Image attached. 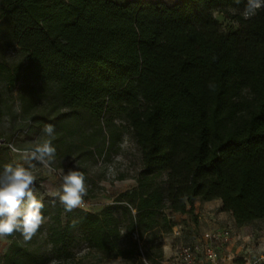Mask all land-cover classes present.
Masks as SVG:
<instances>
[{
  "label": "rangeland",
  "instance_id": "rangeland-1",
  "mask_svg": "<svg viewBox=\"0 0 264 264\" xmlns=\"http://www.w3.org/2000/svg\"><path fill=\"white\" fill-rule=\"evenodd\" d=\"M186 1L140 0L136 9L159 6H148L143 22L132 14L133 43L113 38L116 56L136 64L120 72L118 63L100 60L94 69L76 59L83 52L112 60L98 33L84 30L66 48L68 3L0 0V170L34 165L45 205L31 240L0 237V264H163L211 226L228 231L232 264H264V142H247L264 129V108L262 119L245 123L264 101V8L246 19L248 0ZM176 7L170 22L161 8ZM143 24L158 37L144 41ZM180 48L191 58L181 69L184 60L171 57ZM202 51L214 65L197 58ZM243 62L260 70L243 71ZM154 82L167 94L151 95ZM166 95L175 110L164 107ZM49 124L54 139L43 132ZM46 139L56 149L52 171L25 157ZM229 140L237 144L220 148ZM69 169L85 174L87 196L66 212L49 193Z\"/></svg>",
  "mask_w": 264,
  "mask_h": 264
},
{
  "label": "trees",
  "instance_id": "trees-1",
  "mask_svg": "<svg viewBox=\"0 0 264 264\" xmlns=\"http://www.w3.org/2000/svg\"><path fill=\"white\" fill-rule=\"evenodd\" d=\"M43 1H47V0H43ZM198 1L199 0H191L194 6L198 5ZM64 2L70 5V8L66 10L65 12L69 17L63 18L62 20L63 35L61 38H63L64 43L67 45L66 48H68V46L69 47L78 46L79 42L81 41L83 37L84 30L88 29L91 31V33H98V44L100 45L102 49H105L109 54L112 55V58H111L112 60L108 61L106 60V58H103L101 56H96L90 53L81 52L80 54H75L76 59L81 60V61L82 60L90 61V62L92 61L96 63V64L92 63L91 65V67H93L94 69H99L101 64L97 62L100 60L102 61L104 60L108 65H117L118 63L119 65L118 69L120 72H122L124 68H125V72L130 70L131 67L129 65H133V66L136 65L134 59L124 60L116 56L117 54L113 49L114 48L113 38L115 37V35L117 36L127 35V40L130 43H133L136 34H135V30L133 26L131 25L132 14L135 12V10H137V12L141 14L139 16V21L143 22L144 20L141 17L147 14V12H150L149 11L150 8L148 6H159V5L153 4V3H143L141 4L142 7L136 9L137 6L140 4V0H132L123 7H119L108 0H66V1L57 0L58 5H62L64 4ZM182 4L183 6H185L186 4H188V2L184 0ZM177 7L174 9L161 8V11L164 12L165 14L164 16L170 22H171L169 18L170 13L177 11L176 10ZM21 22H22V19H21ZM143 25H144V28H143L144 29L143 30L144 41L147 40L148 38L150 39L148 41H151L152 40L151 37H158L159 33L156 30H154L150 26H147L146 24H143ZM168 34L175 35V32L170 31ZM223 50L227 52L226 49H223ZM185 54H186L185 50L183 48H180L178 52L173 53V55L171 56V57H176V58H182L184 60L183 61L184 63L181 62V64L179 65L178 67L179 69H181L183 66L190 65L191 58L189 56L187 58ZM211 57H212V54H209L208 51H202L200 55H198L197 58L199 60L205 61V63L209 62L210 63L209 65H214L211 60L212 59ZM243 65H245L243 67V71L244 70L249 71L250 69L251 71L258 72L260 70L257 66L258 64H251V65H256V66H252L251 68L248 66L249 65L248 62H245V63L243 62ZM193 66L196 67L195 65ZM57 67H58V72H60V65H58ZM156 67L158 68L157 65H155V68ZM160 69L163 71L162 68ZM225 70L226 68H224L222 72H224ZM147 77L148 79H150V76H147ZM171 77H172L171 79L175 81L176 83H178V81L181 78V76L179 75V72H177V74L172 73ZM151 86L155 88V89H153L152 87L148 88L149 89L148 91L151 95H156L161 92L162 93L164 92L167 94V88L164 86V84L158 85L156 82H154V83H151ZM222 94L223 92H221V90L220 91L218 90L216 92L217 97L222 96ZM167 96H170V95H166L165 97L166 99H164L163 101L165 103V104L163 103L164 107L175 110L174 102L171 103ZM164 107L162 106V108ZM263 108H264V101H259L257 108H255L252 111L251 110L249 111L250 114L247 116L245 123L249 125V123L252 121L262 119L261 110ZM219 119L220 118H218L217 121ZM254 141L264 142V129L256 133H252L247 138V142H254ZM236 144L237 143H235V141L229 140V141H226L224 144H222L220 148H224L226 146L236 145ZM201 166H204V165L201 164ZM133 209L136 211V213L139 212L138 206H134Z\"/></svg>",
  "mask_w": 264,
  "mask_h": 264
},
{
  "label": "clouds",
  "instance_id": "clouds-1",
  "mask_svg": "<svg viewBox=\"0 0 264 264\" xmlns=\"http://www.w3.org/2000/svg\"><path fill=\"white\" fill-rule=\"evenodd\" d=\"M264 8V0H248L244 10V18L248 19L257 14V10ZM46 136L54 137V126L49 124L43 129ZM11 151H19L14 145L8 146ZM56 149L51 139L37 143L35 148L26 153V159L35 160L52 171L50 165L55 157ZM34 165L27 167L23 164H5L0 170V237L10 236L19 232L25 240L37 233L45 222L42 209L45 207L43 197L35 193L36 175ZM62 183L59 190L49 193L58 198L66 212L84 206L87 196L85 174L79 170L69 169L61 172ZM52 264H57L53 261Z\"/></svg>",
  "mask_w": 264,
  "mask_h": 264
},
{
  "label": "built area",
  "instance_id": "built-area-1",
  "mask_svg": "<svg viewBox=\"0 0 264 264\" xmlns=\"http://www.w3.org/2000/svg\"><path fill=\"white\" fill-rule=\"evenodd\" d=\"M229 240L226 229L207 227L180 245L163 264H232L235 255L227 249Z\"/></svg>",
  "mask_w": 264,
  "mask_h": 264
}]
</instances>
